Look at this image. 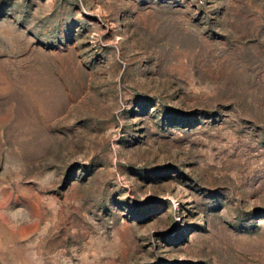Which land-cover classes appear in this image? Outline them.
Returning <instances> with one entry per match:
<instances>
[{
	"label": "rangeland",
	"instance_id": "1",
	"mask_svg": "<svg viewBox=\"0 0 264 264\" xmlns=\"http://www.w3.org/2000/svg\"><path fill=\"white\" fill-rule=\"evenodd\" d=\"M0 264H264V0H0Z\"/></svg>",
	"mask_w": 264,
	"mask_h": 264
}]
</instances>
